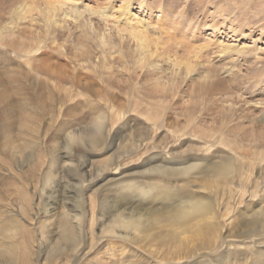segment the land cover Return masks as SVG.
I'll list each match as a JSON object with an SVG mask.
<instances>
[{"label": "rangeland", "instance_id": "374dc122", "mask_svg": "<svg viewBox=\"0 0 264 264\" xmlns=\"http://www.w3.org/2000/svg\"><path fill=\"white\" fill-rule=\"evenodd\" d=\"M137 22L146 49L128 34ZM0 41L28 44H0V251L17 248L0 264H264V159L250 154L264 152V0H0ZM148 150L189 174H143ZM124 154L115 180L92 181ZM226 163L232 174L215 171ZM199 180L212 185L197 195L207 216L170 220ZM107 207L157 222L101 238ZM66 219L79 255L44 256L60 248Z\"/></svg>", "mask_w": 264, "mask_h": 264}, {"label": "bare ground", "instance_id": "6f19581e", "mask_svg": "<svg viewBox=\"0 0 264 264\" xmlns=\"http://www.w3.org/2000/svg\"><path fill=\"white\" fill-rule=\"evenodd\" d=\"M143 2L144 1L141 2L140 6H142ZM129 5L130 4H128V6H127L128 9L130 7ZM50 6H51V8L53 7L52 4H50ZM128 9L126 7H124V9L122 10V13H125V14L128 15V13H127ZM52 10H54V12L57 11L56 7L52 8ZM50 16H51L50 17L51 22H55L54 17L56 16V14L52 15V13H51ZM111 17H113V16H111ZM138 26H139V22H137L135 24L131 23L130 24L131 30L128 31V34L130 35V37H133V38H134V35L138 36L139 45H141L144 49H146V46H148L146 41H147V38H149L144 33V32H146V28H145L146 24L143 26L144 30H142V31L141 30H136L138 28ZM167 36H168V34H167ZM31 41L33 42V40H31ZM31 41H29V42L31 43ZM17 43L21 44V48L25 47V50L28 49V44L25 41H18V42H15V43L11 42V41L10 42H6V41L1 42L0 41V44H4V45H7V46H15L16 49L19 48ZM143 58L147 59L146 56H144ZM1 85H2V82L0 81V86ZM2 96H0V99L2 98ZM3 100H4V98H3ZM6 100H7V98H6ZM5 106H6V104H5ZM7 106H8V103H7ZM12 108H14V106ZM0 109H1L0 112L2 113L1 103H0ZM19 111H20V108H19ZM10 114H11V112H10ZM10 114L9 113L8 114L5 113V115H7L8 117H9ZM29 116H30V114H24L23 118L21 117L23 119V123L22 124H23V128L24 129H30L31 124L33 123L32 118L29 117ZM20 122H22V121H20ZM13 125L14 124H9V126H6V131H9V130L12 131L11 129L14 128ZM97 126L101 127L100 125H97ZM72 137H74V135L71 136L70 138H72ZM94 137L95 138H92L90 140V143L93 144V145L97 144L98 142L101 141L100 140L102 138L101 131L98 130V129H95V136ZM4 138L6 139L7 143H11L12 144V143L16 142L15 140H13V137H11V139H8V137L4 136ZM87 138H88L87 136L85 138L83 136H81V135L76 136V140H78L80 143H83V140H85ZM150 152H152V150L151 151H149V150L146 151V156H145V158H144V160L142 162L143 163L142 167L143 168L144 167L147 168L142 173L145 174V175H149L150 178H163V177L166 178L167 176H170V175H176V176H180L181 177L183 175H188L189 174V172H190L189 170H186V171L174 170V169H172L170 167H166V166L162 165L161 161H160L162 158L159 155L154 154V153H150ZM153 154H154V156L152 157V159L150 161L145 160L146 158L151 157ZM250 154H253L254 156H256L257 159L258 158L264 159V152H258V151L254 152V151H252ZM126 155L127 154H124L122 156L119 155L117 158L113 159V161L111 163H109L107 167H105L104 169L98 170L97 174H94L95 178L92 181H94L95 179H98L100 177H103V179H109V178L113 177V178L109 179V181L115 180L118 177V175L121 174V172L119 171V169H120L119 163L126 157ZM67 157H70V154H66L64 156V158H67ZM113 170H115V172ZM215 171L217 173H220V174L224 175V176H227V175H230V174L233 173V168L231 167V165L229 163H226V164H221V165L217 166L215 168ZM92 178H93V176H92ZM195 185L196 186L194 188H192V190H194L193 193L191 194V196H188L187 199H186L187 202L190 200L189 203H186L187 205H184V206L180 207V209L178 211H176V214L174 216H172L171 218H169L170 220H174L175 222H179V223H187V222H190L192 219L195 220V219L199 218L198 219L199 220L198 223H200L201 222L200 219L205 217L204 215H206V213L211 210L210 204H208V202H204V200L199 201L198 198L200 196H197V195L202 194V195H204V199H208L209 194L211 195V193H212L211 192L212 191V185L208 181H202L201 182L200 180L198 182L196 181ZM124 193H129V194L133 195V192L130 189L126 190ZM106 203H109V202L106 201ZM118 210L119 209H115L114 211L117 212ZM229 210L230 209L227 206H225V210L223 212V216L224 217H226L227 215L230 214V213H228ZM102 211L106 212V215H107L106 219L109 220V223L101 231L102 233H104V235L101 236V238L104 237V238H110V239H115V240L116 239H130L133 236H140V235L146 233L149 230V228L151 226L156 225L155 222H157L156 220H151V218L147 219L148 217L145 216V213H142V212H139V211L134 212L135 209H131V211H130L131 213L125 211V212L121 213L120 215L113 216V217H110V215H108L109 214V213H107L108 212V207H107V209L104 208V210H102ZM259 213L261 214V212H259ZM81 214L79 216L76 215V218L78 219L81 216ZM262 215H263V213H262ZM260 216L259 217H257V215L252 216L253 219H254L253 220L254 223L252 225H254L255 222H257V221L258 222L261 221ZM76 218H74V219H76ZM71 222H68L67 219H66V221L62 222L63 224H62L61 229H60L62 244L59 246L60 248H58V250L51 249V250L47 251L46 253H43L44 256L46 255V256L49 257V256H53V255H60V251H61V253H63L64 251H67V249H71V250H73L75 255L77 253H78L77 255H79L78 251L80 249H82V248L80 247V243L77 242V237L75 236V232L73 231L74 229H72V227L69 225V223H71ZM250 224H251V222L246 223L247 226H249ZM1 232H3L2 234L4 235L5 238H7L9 236H14L15 235V225L14 226H8L7 228L2 229ZM235 232H237V231H235ZM258 232H259V230L257 228H254V229H251L248 232L249 234H247V235L246 234H244V235L241 234L239 236H235L234 233H233L232 235H229L228 238L234 239L235 237H237V238L245 237L247 239V238H250V237L258 234ZM201 235H202V233L199 234L198 237H200ZM189 238L182 239L179 242V246H181V245L184 246V244L187 245V242L189 240H191ZM191 238H196V237H191ZM221 247L217 246L216 251H214L215 253H213V254H217V252L221 250ZM16 250H17L16 245L9 244L7 247H5V249L3 251H0V256H2L3 259L6 262H11L12 263L13 259L15 258ZM80 255L82 256V254H80ZM220 255H215V256H220ZM214 258H217V257H212V260ZM205 264H213V263L209 262V263H205Z\"/></svg>", "mask_w": 264, "mask_h": 264}]
</instances>
